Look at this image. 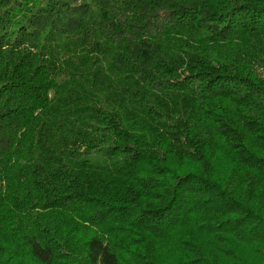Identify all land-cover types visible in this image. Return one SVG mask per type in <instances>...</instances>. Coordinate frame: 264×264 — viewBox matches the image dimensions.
<instances>
[{"label": "trees", "instance_id": "trees-1", "mask_svg": "<svg viewBox=\"0 0 264 264\" xmlns=\"http://www.w3.org/2000/svg\"><path fill=\"white\" fill-rule=\"evenodd\" d=\"M0 264H264V0H0Z\"/></svg>", "mask_w": 264, "mask_h": 264}]
</instances>
